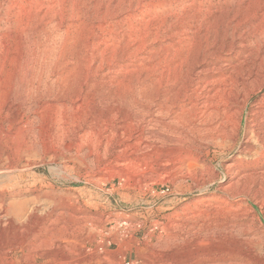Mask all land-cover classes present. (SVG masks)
Returning <instances> with one entry per match:
<instances>
[{
  "label": "rangeland",
  "instance_id": "obj_1",
  "mask_svg": "<svg viewBox=\"0 0 264 264\" xmlns=\"http://www.w3.org/2000/svg\"><path fill=\"white\" fill-rule=\"evenodd\" d=\"M263 56L264 0H0V264H264Z\"/></svg>",
  "mask_w": 264,
  "mask_h": 264
},
{
  "label": "built area",
  "instance_id": "obj_2",
  "mask_svg": "<svg viewBox=\"0 0 264 264\" xmlns=\"http://www.w3.org/2000/svg\"><path fill=\"white\" fill-rule=\"evenodd\" d=\"M131 226V222L128 219H123L119 223L112 225L110 231L106 232L103 240L99 242L97 250L100 253H104L106 249L117 247L119 243L130 237ZM114 232L118 233V238L114 236Z\"/></svg>",
  "mask_w": 264,
  "mask_h": 264
},
{
  "label": "bare ground",
  "instance_id": "obj_3",
  "mask_svg": "<svg viewBox=\"0 0 264 264\" xmlns=\"http://www.w3.org/2000/svg\"><path fill=\"white\" fill-rule=\"evenodd\" d=\"M255 62H257V64H254L251 69H248L247 70V74L243 76L242 81L243 82H251L252 80H254L253 81L254 83H258L257 91L260 92L262 89H264V75H263V73H264V59H262V58L259 57V58L256 59ZM255 62H253V63H255ZM240 65L243 68L245 67V65L247 66V64L245 63V61L244 62H241ZM256 137H257V141L259 142V136L256 135Z\"/></svg>",
  "mask_w": 264,
  "mask_h": 264
}]
</instances>
